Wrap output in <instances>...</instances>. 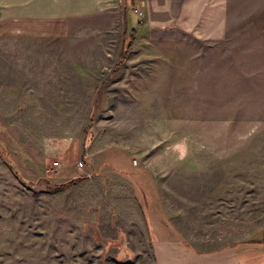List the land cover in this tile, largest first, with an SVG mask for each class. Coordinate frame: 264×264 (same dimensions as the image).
<instances>
[{"label": "rangeland", "instance_id": "obj_1", "mask_svg": "<svg viewBox=\"0 0 264 264\" xmlns=\"http://www.w3.org/2000/svg\"><path fill=\"white\" fill-rule=\"evenodd\" d=\"M64 31L0 40V264H156L137 170L185 249L263 244L264 0H121Z\"/></svg>", "mask_w": 264, "mask_h": 264}, {"label": "crops", "instance_id": "obj_2", "mask_svg": "<svg viewBox=\"0 0 264 264\" xmlns=\"http://www.w3.org/2000/svg\"><path fill=\"white\" fill-rule=\"evenodd\" d=\"M120 8L121 0H0V40L58 39L65 32L64 23L67 19L86 16L92 19L103 13H111L115 18ZM133 15L138 22L137 16ZM123 19L126 32L131 30L130 34L135 36L136 28L126 25L125 14ZM120 52L118 50L116 56ZM135 176L136 191L132 190L134 196L137 192L141 194L137 196L138 199L149 200L147 208L143 202L145 212L142 215L156 233V237L150 238L156 264H264V242L262 244L261 241H250L240 247L201 255L185 249L177 240L166 237L167 234L153 213L150 182L145 179L142 171L137 170ZM144 194L148 198H144Z\"/></svg>", "mask_w": 264, "mask_h": 264}, {"label": "built area", "instance_id": "obj_3", "mask_svg": "<svg viewBox=\"0 0 264 264\" xmlns=\"http://www.w3.org/2000/svg\"><path fill=\"white\" fill-rule=\"evenodd\" d=\"M138 18H139V24L142 23V14L138 13ZM49 175H54L58 171V161H53L48 169Z\"/></svg>", "mask_w": 264, "mask_h": 264}, {"label": "trees", "instance_id": "obj_4", "mask_svg": "<svg viewBox=\"0 0 264 264\" xmlns=\"http://www.w3.org/2000/svg\"><path fill=\"white\" fill-rule=\"evenodd\" d=\"M131 45V44H130ZM128 48H130V46L128 47ZM129 52V50H125V53H128ZM16 177H17V175H16Z\"/></svg>", "mask_w": 264, "mask_h": 264}]
</instances>
